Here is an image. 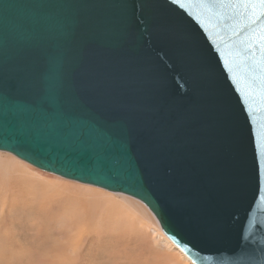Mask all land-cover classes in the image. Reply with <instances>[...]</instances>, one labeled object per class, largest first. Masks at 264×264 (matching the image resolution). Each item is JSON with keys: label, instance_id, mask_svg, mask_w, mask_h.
Instances as JSON below:
<instances>
[{"label": "water", "instance_id": "water-1", "mask_svg": "<svg viewBox=\"0 0 264 264\" xmlns=\"http://www.w3.org/2000/svg\"><path fill=\"white\" fill-rule=\"evenodd\" d=\"M0 151L139 200L192 264H264V4L0 0Z\"/></svg>", "mask_w": 264, "mask_h": 264}, {"label": "rangeland", "instance_id": "rangeland-1", "mask_svg": "<svg viewBox=\"0 0 264 264\" xmlns=\"http://www.w3.org/2000/svg\"><path fill=\"white\" fill-rule=\"evenodd\" d=\"M184 257L139 200L0 151V264H192Z\"/></svg>", "mask_w": 264, "mask_h": 264}, {"label": "snow or ice", "instance_id": "snow-or-ice-1", "mask_svg": "<svg viewBox=\"0 0 264 264\" xmlns=\"http://www.w3.org/2000/svg\"><path fill=\"white\" fill-rule=\"evenodd\" d=\"M258 3L264 4V0H257Z\"/></svg>", "mask_w": 264, "mask_h": 264}, {"label": "bare ground", "instance_id": "bare-ground-1", "mask_svg": "<svg viewBox=\"0 0 264 264\" xmlns=\"http://www.w3.org/2000/svg\"><path fill=\"white\" fill-rule=\"evenodd\" d=\"M35 217V216H34ZM123 219H124V216L122 215ZM33 218V217H32ZM38 219V218H37ZM146 227V226H145ZM81 236V235H80ZM43 241V240H42ZM185 258V257H184Z\"/></svg>", "mask_w": 264, "mask_h": 264}]
</instances>
